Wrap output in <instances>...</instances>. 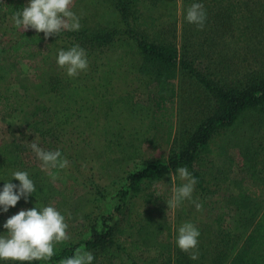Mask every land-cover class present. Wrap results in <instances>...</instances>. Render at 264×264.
Returning <instances> with one entry per match:
<instances>
[{"label":"rangeland","instance_id":"rangeland-1","mask_svg":"<svg viewBox=\"0 0 264 264\" xmlns=\"http://www.w3.org/2000/svg\"><path fill=\"white\" fill-rule=\"evenodd\" d=\"M193 3L204 6L206 20L202 29L185 19ZM138 9L135 16L140 17L141 24L156 20L150 34L158 32L161 39L175 44L186 61L211 80L227 84L246 72L264 70V0H142ZM71 10L80 18L78 31H112L123 27L114 0H73ZM2 15L0 11V44L6 35L17 30L13 20ZM68 40L62 36L49 37L44 45L52 47L49 53L44 51L38 57L34 48L30 56L16 59L11 56L0 71V93L9 99L8 105H0V190L17 170L27 171L36 188L27 202L22 197L6 213L0 208V235H6L4 223L20 210L52 204L69 225L67 241L79 243L89 238L94 225L97 230L102 229L101 217L115 212L119 205L118 192L127 186L129 173L141 169L147 161L178 151L202 123L224 108L197 79L181 72L172 81L176 92L174 108L170 111L174 112V129L169 142L170 129L166 118H161L162 112H159L161 127L156 128L157 119L152 112H155L158 88L153 77L141 69L142 55L134 39L109 44L100 53L86 54L88 69L75 78H69L56 63L59 50L73 47ZM11 66L12 72L8 71ZM58 74L65 82L60 87L74 82L78 88L72 95L70 91L64 93L66 97L73 96L69 99L75 103L67 113L74 117L65 112L58 115L67 124L63 126L59 145L70 156L74 155V162L67 159L68 166L62 170H41L40 161L28 147L34 139L21 134H30L27 120L32 119L33 102L39 95L58 100L54 97L57 92L49 91L54 82L57 84ZM216 131L197 169L207 179H214L219 169L224 168L226 176L220 189L215 191L213 185L211 194L205 197L200 191L197 193L194 185L190 200L168 209L166 201L172 197V191L169 186L158 184L157 197L150 203H142L143 197L133 202L131 218L146 223L142 235L119 240L122 246H128L130 242H141L146 235L149 239L146 253L134 255L126 248V256L110 260L99 257L101 260L96 259L92 264H157L163 246L172 255L166 262L160 261L161 264L232 261L243 238L237 237L241 232L235 229L236 209L228 204L230 198L241 191L240 184L244 188H256L257 199L264 209L263 185L253 180L254 175L264 179V115L247 113L230 129L217 127ZM109 143L115 151L112 154L107 151ZM49 172L55 173L57 179L53 181ZM92 176L94 186L105 188L110 194L107 200L95 195L89 178ZM11 182L20 183L15 179ZM185 182L180 180V185ZM255 183L259 184L255 186ZM196 203L201 205L200 210L196 209ZM122 219L121 215L116 217V228ZM184 223H192L200 233L197 260H192L176 244L178 229ZM156 238L158 245L153 247ZM129 254L133 259L127 257ZM0 264L11 262L0 261Z\"/></svg>","mask_w":264,"mask_h":264},{"label":"trees","instance_id":"trees-1","mask_svg":"<svg viewBox=\"0 0 264 264\" xmlns=\"http://www.w3.org/2000/svg\"><path fill=\"white\" fill-rule=\"evenodd\" d=\"M116 9L120 14L122 29L112 31H62L58 37L62 36L69 39L68 42L72 45H79L83 48L86 54L100 53L109 44L117 41L133 40L136 42L138 49L141 52L143 65L141 69L148 72L158 88L155 94V106L152 116L157 119L156 128L161 127L159 122V112H162V120L166 118L168 128L167 139L171 142L172 131L174 129V112H170L174 108L175 89L172 81L176 80L181 72L188 73L203 85L211 94L215 96L217 101L224 106L221 112H216L202 123L191 137H189L178 151L173 150L170 155L163 156L160 159L147 161L144 166L128 174L126 181L127 186L120 189L118 192L119 205L115 212L110 216H102V229L99 231L95 225L90 231V237L85 240L75 243L65 241L62 244L56 245V254L49 261H42L43 264H60L64 258L74 255L75 251L83 247L85 251L92 253L94 260L92 263L104 257L107 259H116L120 256H126V248L134 255L146 253L149 239L146 235L143 236L141 242H130L128 246H122L119 243L120 238L123 241L131 240L135 235L141 236L145 229V222L136 221L131 218L133 211V202L140 200L142 203H150L152 199L157 197L156 186L162 184L169 186L172 189L171 176L177 175L176 170L179 167H186L192 177L195 178V188L205 197L210 193L214 185L215 191L220 189V184L226 174L224 168L219 169L218 175L214 179H207L205 174L197 169L202 154L209 149L211 140L217 134L216 128L220 127L228 130L233 127L240 117L247 113H255L264 115V70L255 72H246L241 78L231 81V83L220 84L217 81L211 80L201 74L193 65H191L181 55L177 46L171 42L161 39L158 32L150 34L149 31L155 29V21L139 22L140 17L135 16L139 12V4L142 0H114ZM23 0H2L0 1V11L2 16L12 20L16 11H20L24 6ZM144 28V30H142ZM72 39V40H71ZM71 40V42H70ZM76 41V43H75ZM46 40L44 34L37 33L29 29L25 32L17 29L5 36V40L0 44V71L4 70L3 63L11 56L15 59L21 56H30L32 49H37L38 57L44 51L52 49L51 46H44ZM44 47L46 49H44ZM44 49V50H43ZM50 60V57L46 58ZM45 63V58L42 59ZM14 67H9L8 71L12 72ZM57 84L53 83V87L49 90L57 92L54 99H46L43 94L39 95L33 102L32 119L27 120L30 134L26 136L22 133L21 136L35 139L39 137V146L46 151L59 150L62 158L70 159L74 162V155L70 156L64 146L60 147L59 139L62 137L64 125L66 122H61L58 117L59 112H69L72 103H75L73 96L66 97L64 93L78 91L74 82H69L66 86L60 87L65 83L62 77L58 74L55 78ZM55 79H53L55 81ZM72 85V86H70ZM38 90H42L38 88ZM63 91V92H62ZM169 93V95H167ZM9 99L2 96L0 93V105H8ZM8 107V106H7ZM170 112V113H169ZM67 113V116H71ZM71 117H74L73 115ZM161 120V121H162ZM159 122V123H158ZM68 129V127L66 128ZM152 143V139L149 140ZM113 146L109 143L107 151L114 153ZM127 158L129 156H126ZM131 157V156H130ZM119 160V159H117ZM90 183L94 186L92 180L94 177H89ZM258 180L264 190V179H257L254 175L253 180ZM177 186L180 185V180H176ZM259 183H255L256 186ZM240 190L237 196L230 198L228 204L233 205L236 209V227L235 229L241 232V246L236 251L232 261L229 264H264V209L263 203L258 200V191L245 187L240 184ZM40 187H37V190ZM244 188V189H243ZM95 195L107 200L109 197L108 191L105 188L94 186ZM214 193V191H213ZM228 206V205H227ZM123 216L120 225L116 228V217ZM222 219V218H221ZM220 219V220H221ZM151 227V226H150ZM155 230L161 229L154 227ZM4 232L6 229L3 227ZM161 234V233H160ZM158 234V236L160 235ZM157 236V238H158ZM157 238L153 242V247H157ZM241 240V239H240ZM122 241V242H123ZM146 246V247H145ZM158 249V248H157ZM172 255V251L163 246L157 258V264L160 261H167ZM127 257H133L131 254ZM133 260H131L132 262Z\"/></svg>","mask_w":264,"mask_h":264},{"label":"clouds","instance_id":"clouds-1","mask_svg":"<svg viewBox=\"0 0 264 264\" xmlns=\"http://www.w3.org/2000/svg\"><path fill=\"white\" fill-rule=\"evenodd\" d=\"M73 0H29L20 11H16L12 17L14 26L25 32L29 29L44 34V39L58 36L62 31H78L80 18L71 10ZM186 21L203 28L206 13L202 3H193L187 9ZM59 68L65 70L69 78L77 77L81 72L88 69L86 52L79 45L69 50H59L56 57ZM28 147L38 161L41 170L65 169L68 160L62 158L59 150L46 151L39 146V137L32 140ZM177 175L171 176L172 197L168 199L169 208H176L183 200L191 199L196 180L191 176L186 167H179ZM53 181L57 179L55 173L49 172ZM177 178L186 181L180 186L176 185ZM15 179L19 185L12 183ZM36 191L34 182L29 178L27 171H15L12 179L6 181L0 190V208L8 212L9 208L15 207L23 197L28 198ZM197 210L201 205L195 204ZM6 235H0V261L11 264H33L35 261H49L56 254L57 244H62L69 239L68 223L66 218L52 204L37 206L28 210H20L12 215L4 223ZM200 233L192 223H184L178 229L176 244L178 248L190 255L192 260H197L199 253L198 237ZM94 256L83 249H77L73 256L64 258L60 264H92Z\"/></svg>","mask_w":264,"mask_h":264},{"label":"crops","instance_id":"crops-1","mask_svg":"<svg viewBox=\"0 0 264 264\" xmlns=\"http://www.w3.org/2000/svg\"><path fill=\"white\" fill-rule=\"evenodd\" d=\"M0 1H2V0H0ZM25 4H26V3H25ZM5 18H6V17H5ZM7 19L11 20V19H10V18H8V17H7Z\"/></svg>","mask_w":264,"mask_h":264}]
</instances>
